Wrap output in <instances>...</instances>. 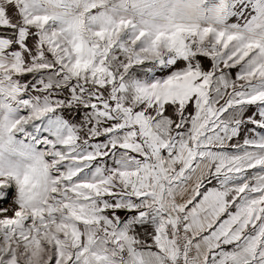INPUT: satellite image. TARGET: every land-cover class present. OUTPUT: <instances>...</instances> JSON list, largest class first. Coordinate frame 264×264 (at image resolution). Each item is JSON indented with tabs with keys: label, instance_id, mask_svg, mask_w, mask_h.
<instances>
[{
	"label": "snow or ice",
	"instance_id": "obj_1",
	"mask_svg": "<svg viewBox=\"0 0 264 264\" xmlns=\"http://www.w3.org/2000/svg\"><path fill=\"white\" fill-rule=\"evenodd\" d=\"M0 264H264V0H0Z\"/></svg>",
	"mask_w": 264,
	"mask_h": 264
}]
</instances>
